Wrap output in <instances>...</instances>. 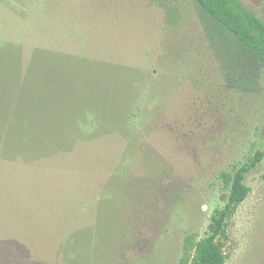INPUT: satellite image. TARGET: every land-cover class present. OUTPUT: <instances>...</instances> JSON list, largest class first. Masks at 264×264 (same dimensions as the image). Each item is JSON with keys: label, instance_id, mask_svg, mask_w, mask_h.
I'll use <instances>...</instances> for the list:
<instances>
[{"label": "rangeland", "instance_id": "1", "mask_svg": "<svg viewBox=\"0 0 264 264\" xmlns=\"http://www.w3.org/2000/svg\"><path fill=\"white\" fill-rule=\"evenodd\" d=\"M222 34L193 0H0V264H192L264 153V65ZM245 184L226 264H264V159Z\"/></svg>", "mask_w": 264, "mask_h": 264}, {"label": "trees", "instance_id": "2", "mask_svg": "<svg viewBox=\"0 0 264 264\" xmlns=\"http://www.w3.org/2000/svg\"><path fill=\"white\" fill-rule=\"evenodd\" d=\"M193 1L215 23L218 31L224 33L222 35L232 36L241 48L264 65V21L261 18L251 13L241 0ZM263 159L264 153L259 152L251 158L249 165L234 176L227 175L224 178L225 188L230 191L225 207L216 210L203 240L198 243L188 240V244L195 249L192 264H226L223 239L227 234L228 221L250 194V188L245 184L246 174Z\"/></svg>", "mask_w": 264, "mask_h": 264}]
</instances>
